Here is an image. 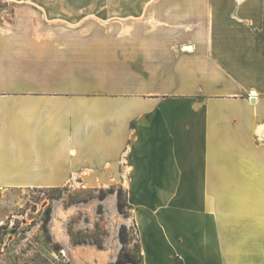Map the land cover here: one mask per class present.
<instances>
[{
    "label": "crops",
    "instance_id": "0c3cea01",
    "mask_svg": "<svg viewBox=\"0 0 264 264\" xmlns=\"http://www.w3.org/2000/svg\"><path fill=\"white\" fill-rule=\"evenodd\" d=\"M138 8L0 21V264L5 191L66 185L136 186L141 264H264V0Z\"/></svg>",
    "mask_w": 264,
    "mask_h": 264
},
{
    "label": "rangeland",
    "instance_id": "374dc122",
    "mask_svg": "<svg viewBox=\"0 0 264 264\" xmlns=\"http://www.w3.org/2000/svg\"><path fill=\"white\" fill-rule=\"evenodd\" d=\"M46 1L74 2L80 4L81 12L114 16L138 12L141 7V0ZM13 2L0 0L1 22L11 17ZM119 190L122 199L128 200L126 215L118 211ZM102 193H106L104 200L99 199ZM130 193L132 198L137 195L136 186L66 185L5 191L2 264H114L122 247L119 230L123 222L127 221L129 226L127 249L133 251L139 243ZM48 208L51 209L48 231L52 242L47 240L44 229ZM98 242H102L103 248L98 247Z\"/></svg>",
    "mask_w": 264,
    "mask_h": 264
},
{
    "label": "trees",
    "instance_id": "16d2710c",
    "mask_svg": "<svg viewBox=\"0 0 264 264\" xmlns=\"http://www.w3.org/2000/svg\"><path fill=\"white\" fill-rule=\"evenodd\" d=\"M122 189V188H120ZM115 190L112 188L111 189V193H114ZM106 197V193H102L100 196H99V199L100 200H104V198ZM88 198H86L85 200L83 201H87ZM128 200H123L122 197H121V193H120V190L118 191V203H117V207H118V211L123 214V215H126L127 214V211H126V208L128 207ZM99 213H101L102 211V204L99 205ZM51 220V209L48 208V214H47V217L45 219V223H44V229L47 233V240L49 242H52V236L51 234H49V231H48V223L50 222ZM128 237H129V228L122 224L121 227H120V230H119V241L120 243L122 244V247H121V250L114 262V264H129V263H133V264H141L142 261H143V257H142V254H141V248H140V244H136L135 246V250H129L127 249L126 245L128 244ZM98 247L99 248H103V244L102 242H98L97 243Z\"/></svg>",
    "mask_w": 264,
    "mask_h": 264
},
{
    "label": "built area",
    "instance_id": "2783aa9c",
    "mask_svg": "<svg viewBox=\"0 0 264 264\" xmlns=\"http://www.w3.org/2000/svg\"><path fill=\"white\" fill-rule=\"evenodd\" d=\"M1 249H3V246H2V248Z\"/></svg>",
    "mask_w": 264,
    "mask_h": 264
}]
</instances>
